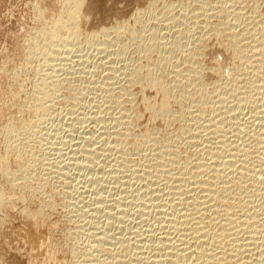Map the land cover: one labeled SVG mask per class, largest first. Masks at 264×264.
Wrapping results in <instances>:
<instances>
[{
    "label": "rangeland",
    "instance_id": "374dc122",
    "mask_svg": "<svg viewBox=\"0 0 264 264\" xmlns=\"http://www.w3.org/2000/svg\"><path fill=\"white\" fill-rule=\"evenodd\" d=\"M68 6L0 0V264H264V0Z\"/></svg>",
    "mask_w": 264,
    "mask_h": 264
},
{
    "label": "bare ground",
    "instance_id": "6f19581e",
    "mask_svg": "<svg viewBox=\"0 0 264 264\" xmlns=\"http://www.w3.org/2000/svg\"><path fill=\"white\" fill-rule=\"evenodd\" d=\"M85 1H86V0H66V2L69 4V6H68V9H66V10H67V11H66L67 13H66L65 15L63 14L64 16H62V18H61V19H65V20H64V21H63V20H61V21L59 20L58 22H56V23L53 25V28H51V29H53L52 34L54 33V37H51V38H52V39L54 38V41H55V39L57 40L56 37H58V38L60 39V31H62V29H64L65 27H66L65 29L70 28V29H72V32H73V33H77V31H78V25H79V24H78V21H79V18H80L79 16H80V12H81V9H82V7H83ZM61 15H62V14H61ZM61 15H60V16H61ZM64 22H65V23H64ZM103 29H104V28H103ZM50 31H51V30H50ZM68 31H69V30H68ZM105 31H106V28H105ZM105 31H103V33H104ZM72 32H71V33H72ZM100 32H101V31H100ZM102 35H103V34H102ZM101 39H102V38H101ZM102 40H103V39H102ZM54 41H53V42H54ZM56 42H58V41H56ZM54 46H55V45H54ZM231 46H232V45H231ZM104 47H105V46H104ZM54 48H55V47H54ZM232 48H233V47H232ZM58 49H59V48H58ZM98 49H99V48H98ZM238 49H239V48H238ZM105 51H106V50H105ZM233 51L236 53V52H237V48H234ZM239 51H240V49H239ZM240 52H241V51H240ZM261 54H262V53H261ZM49 55H50V54H49ZM54 55H55V54H54ZM50 67H51V66H50ZM150 79H153V78H150ZM59 80H60V79H59ZM154 80L156 81V78H155ZM148 81H149V80H148ZM157 81H158V80H157ZM157 81H156V82H157ZM159 81H160V80H159ZM149 82H150V81H149ZM150 83H152V81H151ZM157 83H158V82H157ZM160 83H161V81L159 82V86H158V84H157L158 88H159L160 86L163 87L162 85H160ZM161 84H162V83H161ZM42 85H43V84H42ZM129 85H130V84H129ZM153 85H154V83H153ZM44 86H45V84H44ZM155 86H156V85H155ZM155 86H153V87H155ZM161 87H160V88H161ZM39 88H40V87H39ZM163 88H164V87H163ZM159 90H163V93H162V94H164V92H166V91H164V89H162V88L159 89ZM40 92H41V91H40ZM42 93H43V92H42ZM165 94H166V93H165ZM165 94H164V95H165ZM166 95H167V94H166ZM165 97L168 98L167 96H165ZM162 100H163V98H162ZM164 100H165V99H164ZM167 100H168V99H167ZM167 100H166V101H167ZM160 101H161V100H160ZM166 101H165V102H166ZM146 102H147V101H146ZM165 102H164V104H162L163 109L165 108L164 105L167 103V102H166V103H165ZM41 103H42V102H41ZM43 103H44V102H43ZM149 103H150V102H149ZM149 103H148L147 105H149ZM152 104H153V103H152ZM150 105H151V104H150ZM166 105H167V104H166ZM166 105H165V106H166ZM40 106H41V105H40ZM40 106H39V108H41L43 105H42L41 107H40ZM150 107L153 108V106H150ZM37 108H38V107H37ZM159 108H161V107L159 106ZM159 108H158V109H159ZM43 109H44V108H43ZM165 109H166V108H165ZM165 109H164V110H165ZM38 110H39V109H38ZM46 111H47V110H46ZM46 111H45V112H46ZM156 111H157V109H156ZM158 111H159V110H158ZM158 111H157V112H158ZM161 111H162V109H161ZM38 112H39V111H38ZM43 112H44V111H43ZM46 113H47V112H46ZM46 113H45V114H46ZM158 113H160V112H158ZM161 113H162V112H161ZM37 115H38V114H37ZM255 116H256V115H255ZM37 117H38V116H37ZM42 117H43V116H42ZM262 118H263V117H262ZM101 134H102V133H101ZM215 141H216V140H215ZM216 142H217V141H216ZM21 143H22V142H21ZM39 143H40V142H39ZM9 146H10V145H9ZM11 146H12V145H11ZM13 146H14V145H13ZM7 147H8V146H7ZM10 148L12 149V147H10ZM11 149H10V150H11ZM7 150H8V149H7ZM11 152H12V151H11ZM19 152H20V151H19ZM12 153H13V152H12ZM14 153H15V152H14ZM14 153H13V154H14ZM13 154H12V155H13ZM15 154H16V153H15ZM18 154H19V153H18ZM16 156H18V155H16ZM16 156H15V157H16ZM23 156H24V155H23ZM19 157H20V154H19ZM15 159H16V158H15ZM17 159H18V158H17ZM244 161H245V160H244ZM228 162H229V161H228ZM228 162H227V164H228ZM246 162H247V161H246ZM206 165H207V164H206ZM1 166H2V165H1ZM226 169H227V168H226ZM3 170H4V169H3ZM7 170H8V168H7ZM5 172H6V171H5ZM214 172H215V171H214ZM216 172H217V171H216ZM218 176H219V175H218ZM208 179H209V178H208ZM220 180H221V179H220ZM225 181H226V180H225ZM204 183H207V182H204ZM211 183H212V182H211ZM211 183H210V184H211ZM225 184H226V183H225ZM243 185H244V184H243ZM182 186H183V185H182ZM208 186H209V185H208ZM180 187H181V186H180ZM180 187H179V188H180ZM185 187H186V186H185ZM188 187H189V186H188ZM210 188H211V187H210ZM213 188H214V187H213ZM190 189H191V188H190ZM179 190H180V189H179ZM201 190H202V189H201ZM206 190H207V189H206ZM175 193H176V192H175ZM209 196H210V195H209ZM200 197H201V196H200ZM205 199H206V198H205ZM211 199H212V198H211ZM195 200H196V199H195ZM201 201H202V200H201ZM195 202H196V201H195ZM202 202H203V201H202ZM205 202H207V201H205ZM243 203H244V202H243ZM212 204H213V203H212ZM212 204H211V205H212ZM246 206H247V205H246ZM230 207H231V206H230ZM196 208H197V207H196ZM209 208H210V207H209ZM209 208H208V209H209ZM216 210H217V209H216ZM23 211H24V210H23ZM35 211H36V210H35ZM25 212H26V210H25ZM30 212H31V211H30ZM30 212L28 211V213H30ZM231 212H232V211H231ZM231 212H230V213H231ZM39 213H40V212H39ZM209 213H210V212H209ZM215 214H216V213H215ZM35 215H36V213L34 214V217H35ZM37 215H38V213H37ZM37 215H36V216H37ZM39 215H40V214H39ZM40 216H41V215H40ZM44 216H45V215H44ZM182 216H183V215H182ZM227 216H228V215H227ZM38 217H39V216H38ZM239 217H240V216H239ZM260 217H261V216H260ZM208 218H209V217H208ZM215 218H216V217H215ZM245 218H246V217H245ZM247 219H248V218H247ZM40 220H41V219H40ZM172 220H173V219H172ZM194 220H195V219H194ZM220 220H221V219H220ZM220 220H219V221H220ZM196 221H197V220H196ZM168 222H169V221H168ZM202 222H203V221H202ZM202 222H201V223H202ZM209 222H210V221H209ZM228 222H229V221H228ZM228 222H227V223H228ZM240 222H241V221H240ZM256 222H257V221H256ZM176 223H178V222L176 221ZM214 223H215V222H214ZM181 224H182V223H181ZM163 225H164V224H163ZM172 225H173V223H172ZM172 225H171V227L173 228V226H174L175 224H174L173 226H172ZM207 225H208V224H207ZM221 225H222V224H221ZM221 225H220V226H221ZM175 226L177 227L178 225H175ZM175 226H174V227H175ZM203 226H204V225H203ZM222 226H224V225H222ZM226 226H227V225H226ZM206 227H207V226H206ZM234 227H235V226H234ZM234 227H233V228H234ZM195 228H196V227H195ZM246 228H247V227H246ZM184 229H185V228H184ZM172 230H174V229H172ZM216 230H217V229H216ZM227 230H228V229H227ZM195 231H196V230H195ZM197 231H198V230H197ZM191 232H192V231H191ZM210 232H211V229H210ZM182 233H183V232H182ZM208 233H209V232H208ZM189 234H190V233H189ZM189 234H187V236H188ZM203 234H204V233H203ZM214 234H217V233L214 232L213 235H214ZM228 234H229V233H228ZM231 234H232V233H231ZM183 235H184V234H183ZM197 236H198V235H197ZM203 236H204V235H203ZM205 236H206V235H205ZM205 236H204V237H205ZM219 236H220V235H219ZM224 236H226V235H224ZM180 237H181V236H180ZM180 237H179V238H180ZM184 237H185V236H184ZM194 237H195V236H194ZM172 238H173V237H172ZM197 238H198V237H197ZM219 238H220V237H219ZM224 238H225V237H224ZM224 238H223V239H224ZM239 238H241V237L239 236ZM239 238H238V239H239ZM160 239H161V238H160ZM177 239H178V238H177ZM184 239H185V238H184ZM191 239H192V238H191ZM210 239H211V238H210ZM242 239H243V238H242ZM196 240H197V239H196ZM220 240L222 241V238H220ZM254 240H255V239H254ZM171 241H172V240H171ZM186 241H187V240H186ZM261 241H262V240H261ZM226 242H227V241H226ZM183 243H184V240H183ZM183 243H182V244H183ZM184 244H186V243H184ZM229 244H230V243H229ZM203 245H204V244H203ZM222 245H223V244H222ZM226 245H227V244H226ZM188 247H189V246H188ZM200 247H201V245H200ZM202 247H203V246H202ZM205 247H206V246H205ZM205 247H204V248H205ZM214 247H215V245H214ZM223 247H224V246H223ZM183 248H184V247H183ZM189 248H190V247H189ZM192 248H193V247H192ZM206 248H208V247H206ZM206 248H205V249H206ZM230 248H231V247H230ZM187 249H188V248H187ZM202 249H203V248H202ZM185 250H186V248H185ZM231 250H232V249H231ZM203 251H204V252H203L202 254H204V256H206V257H204V259L202 260L203 262H202L201 264H206L208 261L213 263L214 261H216V259H220L221 257H223V256H221V255L219 256V255H218V252H217V254H215V255H214V254L211 255V254H209V251L206 250L208 253H207L204 249H203ZM210 252H211V251H210ZM212 252H213V251H212ZM221 252H222V250H221ZM241 253H242V252H241ZM185 254H186V253H185ZM188 254H189V253H188ZM208 254H209L210 256H209ZM223 254H224V252H223ZM223 254H222V255H223ZM228 254H229V253H228ZM168 255H169V254H168ZM231 256H232V255H231ZM177 257H178V256H177ZM186 257H187V256H186ZM183 258H184V257H183ZM209 258H210V259L212 258V261H210ZM223 258H224V257H223ZM226 258H227V257H226ZM226 258H225V259H226ZM213 259H214V261H213ZM255 259H256V258H255ZM221 260H222V259H221ZM235 260H236V259H235ZM189 262H191V261H189ZM209 262H208V264H209ZM228 262H229V259H228L227 263H228ZM215 263H216V262H215ZM215 263H214V264H215ZM220 263H221V262H220ZM225 263H226V262H225ZM230 263H231V262H230ZM186 264H187V263H186ZM239 264H240V263H239Z\"/></svg>",
    "mask_w": 264,
    "mask_h": 264
}]
</instances>
